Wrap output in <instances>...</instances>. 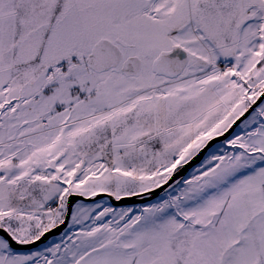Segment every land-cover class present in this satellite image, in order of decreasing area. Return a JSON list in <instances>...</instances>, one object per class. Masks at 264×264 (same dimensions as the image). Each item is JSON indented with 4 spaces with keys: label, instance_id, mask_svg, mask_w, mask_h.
<instances>
[{
    "label": "snow or ice",
    "instance_id": "1",
    "mask_svg": "<svg viewBox=\"0 0 264 264\" xmlns=\"http://www.w3.org/2000/svg\"><path fill=\"white\" fill-rule=\"evenodd\" d=\"M0 264H264V0H0Z\"/></svg>",
    "mask_w": 264,
    "mask_h": 264
},
{
    "label": "water",
    "instance_id": "2",
    "mask_svg": "<svg viewBox=\"0 0 264 264\" xmlns=\"http://www.w3.org/2000/svg\"><path fill=\"white\" fill-rule=\"evenodd\" d=\"M104 198H106V197H97L96 199L101 200ZM120 203L124 206H135V205L140 206L142 203H144V201H140L139 199H136V200H131V201H127V202H120Z\"/></svg>",
    "mask_w": 264,
    "mask_h": 264
},
{
    "label": "rangeland",
    "instance_id": "3",
    "mask_svg": "<svg viewBox=\"0 0 264 264\" xmlns=\"http://www.w3.org/2000/svg\"><path fill=\"white\" fill-rule=\"evenodd\" d=\"M103 202L107 203L108 202V198H104V199H101ZM115 204V202H113ZM135 207H139L138 205H135Z\"/></svg>",
    "mask_w": 264,
    "mask_h": 264
}]
</instances>
